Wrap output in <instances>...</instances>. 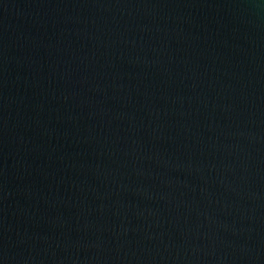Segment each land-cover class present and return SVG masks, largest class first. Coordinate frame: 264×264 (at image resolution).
I'll return each instance as SVG.
<instances>
[{"label":"water","instance_id":"95a60500","mask_svg":"<svg viewBox=\"0 0 264 264\" xmlns=\"http://www.w3.org/2000/svg\"><path fill=\"white\" fill-rule=\"evenodd\" d=\"M0 264H264V0H0Z\"/></svg>","mask_w":264,"mask_h":264}]
</instances>
